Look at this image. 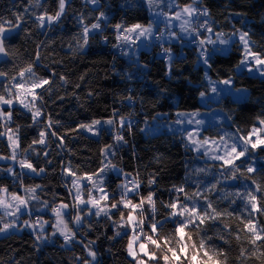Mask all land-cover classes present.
Returning <instances> with one entry per match:
<instances>
[{
  "label": "trees",
  "instance_id": "1",
  "mask_svg": "<svg viewBox=\"0 0 264 264\" xmlns=\"http://www.w3.org/2000/svg\"><path fill=\"white\" fill-rule=\"evenodd\" d=\"M171 1L175 6L181 7L192 3V0ZM40 3L43 7L36 6V0L31 2L0 0V17L15 22L13 13H22L24 15L22 29H27L13 36L9 42L10 55L6 58L8 62L0 63V69L13 76L29 63H33L36 74L50 80V85L45 86V89L50 88V91L37 90L43 95L42 105L37 101L43 113L39 118L41 123L33 125L31 112L24 109L13 97V122L9 125L13 130L20 125L21 148H27L33 139H38L41 130L48 133L46 145L36 144L33 146L36 152L28 153L34 166L37 169L44 168L45 171L36 175L25 169L20 180H14L5 171H0V187H6L10 194L15 193L28 198L31 193H26L24 188H34L39 185L40 187L35 191L39 199H29L31 217L21 216L20 222L27 219L34 221L40 217L48 223L44 227L41 240L36 239V235L39 234L37 229L36 232L23 229L19 233L1 236L0 264H82L83 259H91L87 256L84 247L90 241H94L89 246L97 253V261L93 264H119L118 256L123 252L129 234L126 224L129 209L122 205L119 210L110 209V205L113 203L112 197L115 201L121 198L122 189L118 185L133 179L140 183V196L146 197L150 191L155 193L153 197L156 202L155 219L158 221L164 220L171 211L164 206L165 204L176 199L177 196L184 200L183 194L176 193L173 186H183L191 195L197 191V185L200 186L201 191H204L211 184H216L215 189L205 194L212 201L213 207L223 215L215 220L206 221L201 225L203 231L199 234L195 230L191 231V241L187 236L185 237L188 248L184 254H180V261H174L173 264H190L191 255L195 251L191 245L195 243L198 248L202 237H211V240L206 242V247L211 245L217 251L222 250L226 253L227 264H264V255H261L264 248L257 250L250 243V234L243 230L241 223L249 217V211L245 208L246 200L242 199V195L246 189L256 187L252 183L253 179L259 184H264V179L260 175L264 172L262 167L264 152L259 150L255 152V166L258 169L256 174L241 176L237 172L235 175L239 178L232 179L233 169L215 164L210 166L209 173L203 175V172L198 173L196 170L206 169L207 166L191 160L192 153L186 148L179 135L166 132L151 134L146 128L153 122H158L159 125L173 122L179 112L201 109L198 102L200 92L209 93V86L204 80L205 67L211 80L221 81L232 77L233 88L247 91L243 101H235L225 96L217 104L230 120L226 127L239 135H247L254 125L264 128L257 119V117L264 118V78L250 76L245 72H235L236 65L241 59L242 48L239 42L234 40L236 43L230 45L225 55L210 48L211 69L202 63L199 46L192 44L191 39L166 42V48L171 50L172 55L169 70L168 58L163 62L160 54L156 50L152 51L150 45L147 50H141L137 55L130 54L131 51L127 53L129 45H126V51L123 53L111 52V47L115 43L112 31L114 25L118 23L125 26L135 23L147 25L149 8H159L166 16L168 9L165 0H153L151 5L148 0H99L100 9L105 12L107 21L102 23L103 31L90 34L88 44L83 47H81L82 27L78 23V17L83 13L86 17L85 24L95 23L99 12L92 10L93 5L85 3V0H72L71 7L60 22L46 26L42 30L37 26L36 16L45 10L48 14H54L58 2L40 0ZM200 6L209 10L210 15L203 17L213 28V34L222 32L223 37L228 38L233 33L239 35L237 30L247 31L251 39L256 42L253 49L264 52V0H202ZM26 8L27 12H25ZM164 32L162 31V35ZM104 37H107L106 41ZM201 37L204 38V35L202 34ZM37 54H39L38 60ZM152 55L153 60L149 64L148 60ZM61 77L64 79L62 80ZM4 82L7 83L6 80ZM0 93L5 94L7 98L3 88H0ZM129 97L132 99H128ZM0 107L4 111L9 110L8 106L0 105ZM114 110L117 119L122 116L132 124V130L129 132L127 129H120L118 124L96 126L100 131H107L110 134L109 145L113 146L111 151L115 153L105 157L102 152L101 167L110 161L112 165L123 170L119 175L113 171L105 173L104 187L110 199L107 202L101 201V205L105 203L108 205L111 218L93 214L85 217L83 213V223L74 226L72 218L75 212L77 213L73 207L71 191L74 177L69 176L64 169L71 167L78 176L76 162L79 154L78 149L75 148L80 144L86 146L93 143L81 131L79 125L90 124L97 119L106 121L114 116ZM158 115L162 117L158 118ZM49 118L52 121L50 129L46 127ZM2 123L0 121V124ZM237 129L240 131L237 132ZM3 131L5 128L0 126V132ZM51 132H56V136H52ZM118 132L124 135L127 143L116 142L114 137ZM206 136L219 137L218 129H204L201 138ZM45 152L48 153L47 156L44 155ZM10 155L11 149L7 137H0V156ZM236 163L239 164L240 161ZM7 167H13L17 173L22 171L17 163L7 161L0 163V169ZM124 173L130 175L126 177ZM122 175L125 177L124 182L121 179ZM153 178L155 183L149 184V180ZM225 179H230V183L223 184L221 180ZM128 186L131 188L132 184L129 183ZM237 192L241 195H237ZM255 194L258 197L261 195V193ZM140 196H132L129 193L133 203H139ZM44 202L48 203L46 209ZM187 202L191 204V201ZM60 203L69 204V209L65 211L70 212L71 216H65V219L69 227L76 232L77 242L68 246H63V237L58 234L52 235L55 231L52 226L55 223V216L51 208ZM205 203L200 200L198 206ZM143 207L144 231L154 235L149 228L153 213L147 203ZM121 212L124 213L123 221L120 217ZM0 217L3 218L0 227L3 223L11 221L2 211ZM252 219L258 222V225H264V215L253 213ZM117 224L124 226L117 227ZM174 228L173 224L167 223L160 231L163 236L171 239ZM190 228L191 226L186 228L185 233H189ZM117 232L121 235L117 236ZM261 244H264V241H257V245ZM169 246H175V241ZM148 249L156 252L158 258L166 251L163 247L156 249L151 244L148 245ZM242 249L247 250L244 256H241ZM208 250L209 255H213L212 249ZM77 257L81 259L78 260ZM140 258L148 259L142 255ZM218 258L223 260V257ZM201 260H207V257L203 256V251L197 256V261ZM129 264L135 262L131 261ZM148 264H157V262L148 261ZM158 264H164V261L159 259Z\"/></svg>",
  "mask_w": 264,
  "mask_h": 264
},
{
  "label": "snow or ice",
  "instance_id": "2",
  "mask_svg": "<svg viewBox=\"0 0 264 264\" xmlns=\"http://www.w3.org/2000/svg\"><path fill=\"white\" fill-rule=\"evenodd\" d=\"M31 2V0H30ZM58 8L54 14H48L47 10H45L40 15L36 16L37 26L38 27H45L51 26L54 23H59L61 18L66 14L68 8L71 7L72 0H57ZM85 3H90L93 5V11H98L99 15L96 16V22L90 25L85 24L86 17L83 13H81L78 17V23H80L82 27V36H83V47L84 45L88 44L90 34L100 31L102 32V23L107 21V16L104 11L100 9L99 0H85ZM149 5L153 3V0H148ZM202 0H192L191 4L183 5H176L175 7L180 8V11L175 12L174 19L180 20L183 17H188L192 19H196L199 16L208 17L210 15L209 10L207 7H201ZM36 6L43 7L40 3V0H36ZM28 9H25L27 12ZM15 16V22L13 20H5L3 17H0V63L6 64L7 57H9V42L15 35H19L20 31H27V29H22V23L24 22V15L22 13H13ZM190 23L189 19H184L183 23L181 24V31H188L185 27ZM200 28H204L208 33H213V28L209 25L208 20L205 19L203 23L200 24ZM114 28L117 31L116 39L118 41L122 40L125 43H135L140 37H146L152 35L153 25L149 23V25L145 26L140 23L131 24L125 26L124 24H116ZM193 32H196L197 35H202L199 33L198 29L193 28ZM239 32V42L242 45L241 49V59L239 60L236 68L238 70L246 69L249 73L253 71L257 72L262 78H264V52L256 51L253 49V45L256 43L253 41L247 31H240ZM133 34L135 35L136 39H133ZM171 36L176 37L177 39H183V37H177L176 33H170ZM216 39L213 40L211 37H204L199 40L200 46V58L202 63L206 65L209 69H211L212 65L210 63L212 59V54L209 53L206 44L211 45H223L228 46L230 44H235L236 41H233L231 37L227 39L222 38L224 34L222 32L215 33ZM236 35V33H233ZM105 41L107 37H104ZM119 46V45H115ZM222 49L214 48L213 51H221ZM164 53L168 56L169 60V70L171 69V62H172V55L171 50L165 48ZM39 59V54H37V60ZM145 67H147L145 65ZM54 75V74H53ZM205 77L208 78V74L205 73ZM0 88L4 89V93H0V105H7L9 110L4 111L2 107H0V121L3 123L0 126L5 128V131L0 132V137H7L8 146L11 149V155L8 157L0 156V160L3 159H10L14 163H17L22 170L21 172L17 173L13 167H7L5 169H0V171H5L8 176L13 177L14 180H20L21 177L24 175L23 170H29L31 173L39 175L45 171L44 168L37 169L36 166L31 162L29 159L28 153L29 152H36V149L33 147L36 144L39 145H46V133L44 130L39 132L38 139H33L32 143L28 145L27 148H21V138H20V125H17L16 129L13 130L9 125L13 122V97L16 101H18L24 109L28 112H31L32 115V122L33 125H39L41 123L40 117L43 115L41 106H38L37 101L40 102V105L43 103V95L37 91V89H44L46 91H50L49 89H45L46 85H50V80L40 77L34 71V64L29 63L25 68L21 69L16 73V75L9 76V73L0 69ZM19 78V79H18ZM63 80L64 77H61ZM7 81L5 83L4 81ZM31 80V83H29ZM212 83L211 80H209ZM219 83L224 84L226 86H230L232 84V77H228L227 79L219 81ZM211 91L213 93L217 92L216 87H212ZM236 91H242L241 89H237ZM206 95L205 92H200V96L204 97ZM27 97H31L29 102H25ZM128 99H132L129 97ZM33 109H35L33 111ZM116 110H114V116L112 118L107 119L103 123H107L108 125H117L120 129H127L129 132L132 130V124L127 121L125 117L116 118L115 115ZM178 116L185 115L184 113H178ZM193 116L198 115V113H193ZM259 124L264 125V118L257 117ZM58 123V122H57ZM177 124H182L183 120L177 119ZM188 123L191 124L193 121L191 119L188 120ZM195 123L197 125L203 124V121L196 120ZM102 125L101 120H93L90 124H81L79 125L80 128L91 132L93 135H100L101 131L96 126ZM31 126V125H29ZM47 128L52 127V121L49 118V121L46 125ZM240 130L237 129V132ZM264 132V128L256 127L255 125L252 127V130L247 135H236L234 138L229 137L233 140V142L229 145L226 142L224 143L223 147V154H219V151L216 154L210 156V159L214 161H220L221 167H230L234 170L232 179H238L235 173H240L241 176H246V174H256L258 169L255 166L256 150L260 152H264V136L261 133ZM52 136H56V132L50 133ZM194 135L199 136V131L195 133L192 131L187 132V139L191 145L194 146V150L199 152L200 149L204 148L203 155L209 156V152L211 151L208 148H205V145L209 144L211 141L212 143H216V141L210 137H205L203 140L194 139ZM255 137V139H253ZM117 143H127L125 137L121 133H117L114 137ZM221 141H224V138H220ZM62 143V138H61ZM112 145H106L105 148L102 150L105 157L109 155H114L115 153L111 151ZM187 147V145H186ZM39 155V153H36ZM45 156L48 155L47 152L44 153ZM18 156L20 157L18 159ZM236 161H240L239 164ZM50 162V161H49ZM110 165V167H109ZM264 167V165H262ZM64 171L71 177L72 184L76 188V194L74 196L75 204L73 207L77 208V214L72 218L76 225H81L83 223V218L79 215L80 209L79 205H90L93 208H96L97 211L95 212L96 216H100L103 213L106 216L110 215V209H117L119 210L120 205L124 208L129 209L127 214L126 224L132 227L133 235L129 238L127 244V252L130 257H132L135 264H148V261H156L157 264L159 259L164 261V264H173V262L180 261V254H184L186 248H188V244L185 243V237L191 241V231L195 230L197 234L200 231H203L201 225H204L208 220H215L221 215L222 212L218 211L216 208L213 207L212 201L208 198L205 194L206 192L211 191L212 189L216 188V184H211L209 187L205 188L204 191L200 190V186L197 185V191L193 192L189 195L183 186H173L174 191L176 193L183 194L184 200H181L179 196L176 199L172 200L171 202L165 204L164 206L171 211L169 212L168 216L165 217L164 220L158 221L155 219L156 213V202L153 199L155 193L149 192L146 197L140 196L139 188L140 183L139 181L133 179L131 181H126L125 183L118 185L122 189L120 193V200L115 201L114 197L113 203L110 205V209L108 205H101V201L107 202L110 199L109 193L105 190L104 183H105V173L107 171L116 172L118 175L122 173V169H119L116 165H112L109 161L108 164H104L97 172H94L90 175H85L83 177L77 176V173L71 169V167H67ZM198 173L205 172L204 168H200L196 170ZM127 177L130 174L124 173ZM262 179H264V172L260 173ZM251 178V177H248ZM87 180L91 182L92 188L88 189V199L85 201L82 198V190L80 181ZM129 183L132 184L130 188L128 185ZM155 179H150L149 184H154ZM252 183L256 185L254 189H246L245 193L242 195V199L246 200L245 208L249 211V217L242 220L241 223L243 224V230H246L247 233L250 234L249 240L250 243L256 247L257 250L260 248H264V244L257 245V241H264V225H258V222L252 219L253 213H259L260 215H264V184H259L255 179L252 180ZM22 184V180H21ZM39 185H36L34 188H24L26 193H31V196L25 198V196H21L19 194H11V200L14 203L7 202L3 196H0V208L5 210V215L11 216L12 219L10 222L3 223V226L0 227V234H5L7 236L11 230L17 229V222L19 221L21 216L28 215L31 217L32 213L29 210V199L35 200L39 199L38 196L35 195L36 188H39ZM87 188V185H84ZM92 189L97 190L100 195L99 197L94 196L92 194ZM0 192L7 193L8 189L6 187H0ZM129 193L132 196H140L139 203H133L132 199L129 198ZM255 193H261L258 197ZM237 195H241V193L237 192ZM203 200L206 203L202 206H198L199 201ZM187 201H191L189 204ZM147 203L153 213V218L150 221L149 228L152 234L149 235L144 232V204ZM68 203H60L58 206L52 207L51 211L55 216V223L52 225L55 231L52 233L53 236L56 235L58 232L60 236L63 237L64 245L68 246L76 241V232L69 227L68 221L65 219V216H71L70 212L65 210L69 209ZM44 208H48V203L44 202ZM139 210L140 218L137 219V216L134 215ZM211 210V211H209ZM89 214H91V210L89 209ZM121 220H124V213H120ZM3 222V218L0 217V223ZM48 221L42 220V218L38 217L35 221L31 219H27L23 221V226L31 228L33 232H36L37 227L39 228V234L36 235L37 240H41L44 232V225L47 224ZM115 223V222H114ZM171 223L175 226L174 233L171 234V239L168 236H163L161 231L165 224ZM122 224H117V227H123ZM191 226L189 233H185V229ZM139 229V232H137ZM126 234V233H125ZM117 236H120L121 233L117 232ZM141 235L145 237L144 242L139 243V252H137L134 244L140 240ZM47 239V237H44ZM239 239V236H237ZM211 240V237H202L199 242V246L193 243L191 245L192 249H194V254L191 255L190 264H227V255L222 250L217 251L215 248H212L211 245L206 247V242ZM175 241V246H169L173 244ZM94 241H90L89 244L84 245L85 249L87 250V256L91 259H83L82 264H93V262L97 261V253L94 251L89 245L93 244ZM153 245L156 249L165 248L166 251L161 257H157L156 252L149 251L148 245ZM209 248L212 249L213 255H209ZM200 251H203V256L207 257V260L197 261V256L199 255ZM245 249L241 250V256L246 254ZM140 253L143 254V257H147L148 259L145 260L140 258ZM170 253V255H169ZM264 255V252L261 253ZM216 257V258H214ZM218 257H223V260L219 259ZM80 260V257H77Z\"/></svg>",
  "mask_w": 264,
  "mask_h": 264
},
{
  "label": "rangeland",
  "instance_id": "3",
  "mask_svg": "<svg viewBox=\"0 0 264 264\" xmlns=\"http://www.w3.org/2000/svg\"><path fill=\"white\" fill-rule=\"evenodd\" d=\"M165 1H166L165 4H167V9H168L166 12V19H165L167 27L170 30H172V32L176 33L177 37H183V39H190V35L187 32L181 31V24L183 23L184 19H189L190 23L185 26L188 29L189 27H191L193 25V21L195 19L188 18L186 16L180 20L174 19L175 12L180 11V8L176 9L173 1H171V0H165ZM161 14H162L161 9L149 8V11H148L149 22L147 25H149V23H152V25H153L152 35L146 36V37H140L138 40H136V42L134 43V45L132 47L128 48L127 53H129V51H134V54L137 55L139 53V51L145 50V49L147 50L149 45H150L149 47L152 49V46H151L152 37L156 32L155 23L156 22L158 23L159 20L162 19ZM147 25H145V26H147ZM45 28H46V26L41 28V29L44 30ZM162 30L163 29H160V31H162ZM206 37H211V39H213V40L216 39V35L213 33L207 32ZM230 37L232 38L233 41L237 40L239 42V35H231ZM169 38H170V40L171 39H177L176 37L171 36L170 33L164 32L162 37H161V41H162L165 48H166V45H165L166 42L171 43L169 41ZM133 39H136L134 34H133ZM225 39H227V38H225ZM131 44H133V43H131ZM239 44H240V42H239ZM126 45H129V42L126 43ZM206 45H211V44H206ZM230 45L223 46V45H219L217 43V45H215V46L211 45V47L213 49L214 48L222 49L221 51H218V53L225 55L228 52ZM240 46L242 48L241 44H240ZM235 72L236 73L245 72L247 75L262 78L255 71H253L252 73H249L246 69L241 71V70H238L236 68ZM205 73H207L206 67L204 68V80L207 83V85L209 86V93H207L204 97L199 96L198 102L201 106V109L195 110V111H190V112H179V113H184L185 115L178 116L177 115L178 113H177L176 114V120L173 122H168V123L163 124V125H159L158 122H156V123L153 122L150 125L146 126L147 132L151 133V134L152 133L157 134V133L166 132V133L179 135V137L182 139V142L185 144V146L187 145L186 148L189 151H191V153H192L191 160L193 159L192 160L193 162L207 166L205 169L206 170L205 172H203V173L200 172L203 175H206L207 173L210 172V169H211L210 166H213L215 164L221 165L220 161H214V160L210 159V156L213 154H216L217 151H219V154H223L224 143L226 142L227 144L230 145L233 142V140L230 139L229 137L234 138L236 135H239L235 131H232L231 129L226 127L227 125H229L230 120L227 117V115L219 107H217V104L225 96H229L231 99H233L235 101H239V102L243 101L247 96V91L245 89L240 88L242 91L238 92V91H236L237 89L233 88L232 84L230 86H226L224 84L219 83V81L211 80L209 77L206 78ZM209 80H211L212 83H210ZM29 83H31V80H29ZM212 87L217 88L216 93H213L211 91ZM30 100H31V97H27L25 102H29ZM4 106H7V105H4ZM193 113H198V115L193 116L192 115ZM161 117H162V115H158V118H161ZM177 119L183 120V123L177 124L176 123ZM189 119H191L193 121V123L189 124L188 123ZM196 120L203 121V124L197 125L195 123ZM103 122L104 121H102V126L107 125V123H103ZM206 128H217L218 133H219V137H210V138L214 139L216 141V143H212L210 141L209 144L205 145V148H208L211 150L209 152V156L203 155L204 148L200 149L199 152L195 151L194 146L191 145L187 139V132L188 131H192L194 133L196 131H199V136L194 135L193 138L203 140L204 138H201V135L203 134V130ZM259 128H262V127H259ZM81 131L84 134H86L87 137H89V139H91L93 141V143H92L93 145L89 144V145L85 146V145L80 144L77 148H75L76 150L78 149L77 152L79 154L78 161L76 162V166L78 168V176L83 177L86 174L90 175L94 172H97L100 169L101 164H102V160H101V155L103 152L102 150L105 148L106 145H109V143L111 141V137L107 131L106 132L101 131L100 135H93L91 132H88L87 130L82 129V128H81ZM261 135L264 136V132H262ZM221 137L224 138L223 142L220 139ZM253 139H255V137H253ZM4 162H6V159L0 160V163H4ZM230 181H231L230 179L221 180V182L223 184H228V183H230ZM80 185H81V190H82V198L85 201H87L88 189L92 188V184H91V182H89L85 179V180L80 181ZM84 185H87V188H85ZM71 191H72V197L74 200V196L76 194V188H75V186H73L72 183H71ZM92 194L94 196H97V197H99V195H100V193L95 189H92ZM0 196H3L7 202L14 203L11 200V194L10 193L0 192ZM75 203L76 202L74 200V204ZM78 207L80 209H82L81 211H79V215H81V217H84V216L89 217L91 214L95 215V212L97 211L96 208H93L87 204L79 205ZM89 209L91 210V214H89ZM0 211L5 213V210L3 208H0ZM75 211H77L76 207H75ZM83 213H84V216H83ZM76 214L77 213L75 212V215ZM102 215H104V214L101 213L100 216H102ZM9 219L11 220L12 217L9 216ZM35 220L36 219H34V221ZM42 220H44V219H42ZM20 221L21 220L19 219V221L17 222V229H19V230L13 229L10 231V233H19L23 229L27 230V231H32L31 228L23 226V222L21 223ZM73 223H74V226H78L75 224V222H73ZM45 225H44V227H45ZM37 230L39 231V228H37ZM127 231L129 232V234L127 237L126 244L124 246V250L118 256L119 264H129V262L133 261L132 257H130L128 255V252H127V244H128L129 238L133 235L132 227L128 225ZM56 234L60 235L58 232ZM1 236H5V234H0V237ZM140 242H142V241L139 240L134 244V247L136 248L137 252H139V243ZM140 255L143 256L142 253H140Z\"/></svg>",
  "mask_w": 264,
  "mask_h": 264
},
{
  "label": "built area",
  "instance_id": "4",
  "mask_svg": "<svg viewBox=\"0 0 264 264\" xmlns=\"http://www.w3.org/2000/svg\"><path fill=\"white\" fill-rule=\"evenodd\" d=\"M162 19L159 20L158 23H156V27H157V30L155 32V34L153 35L152 37V42H151V46H152V51L156 50L157 53L160 54L161 58H162V61L163 62H166L167 61V58L168 56L164 53V45L161 41V37H162V31H165V32H168V33H172V30H170L167 25H166V16L165 14H162L161 16ZM204 17L203 16H199L198 18H196L194 21H193V25L191 27L188 28V31H183V32H187L189 35H190V39H191V43L192 44H196L199 46V40L202 39L201 35H197L196 32H193L192 29L193 28H196L198 29L199 33L203 34L204 37L207 36V31L204 29V28H200V24L204 22ZM160 29H163L162 31H160ZM113 34H114V37H115V43L114 45L111 47V52L114 53V54H120V53H123L126 51V43L122 40L118 41L116 39L117 37V31L116 29L114 28L113 26ZM224 38V37H223ZM115 45H119V46H115ZM205 47H207V49L209 50L211 47V45H205ZM199 49H200V46H199ZM153 60V55L150 56L149 60H148V63L150 64ZM8 163H14L12 160L8 159L6 160ZM121 179L123 180L124 182V179L125 177L122 175L121 176ZM138 203V202H137ZM134 215L137 216V219L140 218L139 216V210L134 213ZM144 227V225H143ZM137 232H139V229H137ZM145 232V231H144ZM143 242H144V239L145 237L143 235H141V238H140Z\"/></svg>",
  "mask_w": 264,
  "mask_h": 264
},
{
  "label": "crops",
  "instance_id": "5",
  "mask_svg": "<svg viewBox=\"0 0 264 264\" xmlns=\"http://www.w3.org/2000/svg\"><path fill=\"white\" fill-rule=\"evenodd\" d=\"M177 40H178V39H171V40H170V38H169V41L172 42V43H173V42H176ZM133 45H134V44H131V43L129 42V46H130V47H132ZM130 54L135 55V54H134V51H131Z\"/></svg>",
  "mask_w": 264,
  "mask_h": 264
}]
</instances>
